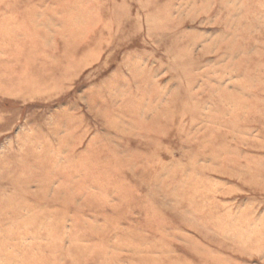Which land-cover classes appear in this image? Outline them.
Instances as JSON below:
<instances>
[{"label": "rangeland", "instance_id": "374dc122", "mask_svg": "<svg viewBox=\"0 0 264 264\" xmlns=\"http://www.w3.org/2000/svg\"><path fill=\"white\" fill-rule=\"evenodd\" d=\"M0 264H264V0H0Z\"/></svg>", "mask_w": 264, "mask_h": 264}]
</instances>
